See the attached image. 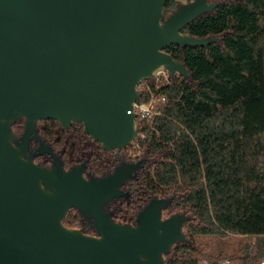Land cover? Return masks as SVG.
Segmentation results:
<instances>
[{
	"label": "water",
	"instance_id": "obj_1",
	"mask_svg": "<svg viewBox=\"0 0 264 264\" xmlns=\"http://www.w3.org/2000/svg\"><path fill=\"white\" fill-rule=\"evenodd\" d=\"M167 0H0V264H166L185 240L184 215L162 219L170 200H152L136 224L114 220L104 204L121 194L131 168L88 180L79 168L47 169L27 156L38 119L82 123L104 149L127 147L139 132V85L165 67L188 76L166 48L207 47L183 29L218 3ZM24 117L22 141L13 121ZM76 207L99 235L64 225Z\"/></svg>",
	"mask_w": 264,
	"mask_h": 264
},
{
	"label": "trees",
	"instance_id": "obj_2",
	"mask_svg": "<svg viewBox=\"0 0 264 264\" xmlns=\"http://www.w3.org/2000/svg\"><path fill=\"white\" fill-rule=\"evenodd\" d=\"M208 1L218 6L183 33L213 37L215 42L165 49L186 66L188 76L171 75V83L160 87L168 103L152 129L140 125L145 137L139 142V155L133 158L125 148L104 150L82 123L68 129L57 121L39 125L64 167L83 163L86 171L104 176L123 159L141 161L137 177L126 185L128 195L112 199L105 209L118 222L136 224L152 200H170L167 213L184 215L187 232L186 239L165 254L166 264H189L200 257L197 252L212 262L225 257L202 254L197 236L264 237V0ZM180 4L167 0L162 20ZM144 81L147 88L139 90V101L149 99L148 87L156 91L153 80ZM63 223L86 234L96 230L76 208ZM229 257L261 259L264 243L259 240L242 256Z\"/></svg>",
	"mask_w": 264,
	"mask_h": 264
},
{
	"label": "flooded vegetation",
	"instance_id": "obj_3",
	"mask_svg": "<svg viewBox=\"0 0 264 264\" xmlns=\"http://www.w3.org/2000/svg\"><path fill=\"white\" fill-rule=\"evenodd\" d=\"M53 121H57V120H45V119H38L36 122H35V125H36V129L35 130H32V132L30 133V138H29V142H28V147H29V149H28V152H27V156H30L32 159H33V161L36 163V164H38V165H40V166H42V167H44V168H47V169H51V168H53V165H54V162H57V163H59L61 166H62V164H61V159H60V157H59V155L56 153V151L54 150V148H53V146H52V144L50 143V142H47L45 139H44V137H43V135L41 134V132L39 131V125H41L42 123H55V122H53ZM58 122V121H57ZM16 123H22L21 125H22V127H18V126H16ZM59 123V122H58ZM73 123H78V122H73ZM72 123V124H73ZM60 124V123H59ZM71 124V125H72ZM61 125V124H60ZM70 125V126H71ZM20 126V125H19ZM62 127H64L63 125H61ZM69 126V127H70ZM68 127V128H69ZM84 127V126H83ZM64 128H66V127H64ZM68 128H66V129H68ZM12 129H13V138H12V140H13V142L16 144L17 142H21L22 141V138H23V135H24V133H25V131H26V119L24 118V117H22V118H19V119H17V120H15V121H13V124H12ZM85 131V130H84ZM86 133V132H85ZM87 134V133H86ZM90 136V135H89ZM93 139V138H92ZM94 140V139H93ZM100 143V142H99ZM101 144V143H100ZM102 145V144H101ZM131 146V144H129L127 147H124L125 148V150L128 152V148ZM102 147H103V145H102ZM103 149H104V147H103ZM104 150H106V149H104ZM106 151H113V150H106ZM131 157H136L137 155H139V151L137 150V153H128ZM141 161L140 160H132V159H128V160H121L120 162H119V164H118V166L114 169V171L113 172H109V173H107L106 175H104V176H97V175H94V174H92L91 172H89V171H86V168H85V166H84V164L83 163H81L79 166H75L76 168H79L81 171H82V173H83V175L88 179V180H90V179H93V178H96V179H102V178H106V177H108V176H111V175H113L118 169H126V168H131V170H130V174H129V176H128V178L124 181V183L122 184V186H121V194L120 195H118V196H116V197H113V198H111L110 200H108L105 204H104V209L108 206V203L112 200V199H115V198H117V197H120V196H122V195H125V194H127L128 195V193L126 192V185L128 184V182L131 180V179H133V178H135V177H137V174H138V171H139V169L141 168ZM65 170H70V169H72L71 167L69 168V167H64V166H62ZM75 167H73V168H75ZM73 208H76V207H73ZM73 208H71L70 210H72ZM76 209H78V208H76ZM69 210V211H70ZM106 210V209H105ZM69 211H68V213H69ZM81 211V210H80ZM107 212V211H106ZM68 213H67V215H68ZM81 213L84 215V217L86 218V222L88 223V224H90V225H95V223H94V221H93V219L91 218V217H89V216H87V215H85L84 214V212L83 211H81ZM162 213H166V214H168L167 213V211H166V207H164L163 208V212ZM66 215V216H67ZM65 216V217H66ZM111 216V215H110ZM169 216H174V214H169ZM112 217V216H111ZM184 222H185V220H184ZM184 222H183V226H184ZM87 228V227H86ZM86 228L85 229H83V230H86ZM95 228H96V230L94 229H92V230H89L88 229V231H89V235H94V236H97V235H99V232H98V229H97V227L95 226Z\"/></svg>",
	"mask_w": 264,
	"mask_h": 264
},
{
	"label": "built area",
	"instance_id": "obj_4",
	"mask_svg": "<svg viewBox=\"0 0 264 264\" xmlns=\"http://www.w3.org/2000/svg\"><path fill=\"white\" fill-rule=\"evenodd\" d=\"M181 3L190 2L192 0H179ZM170 72L165 67L158 68L153 73V81L155 83L156 91L152 90L151 87H148L150 97L146 101H135L133 104V113L135 117L136 126L139 128V132L131 144L136 143L137 149L139 148V142L145 137V132L141 130V126L146 124L150 129L153 128V122L156 117L160 116L163 112V109L168 103V97L164 93H160L159 89L162 85L171 83ZM144 81L139 85V90L142 86H145ZM135 147V148H136ZM189 264H264V257L258 260H240L232 259L229 256L222 257L216 262H212L206 256H200L196 260L192 261Z\"/></svg>",
	"mask_w": 264,
	"mask_h": 264
},
{
	"label": "rangeland",
	"instance_id": "obj_5",
	"mask_svg": "<svg viewBox=\"0 0 264 264\" xmlns=\"http://www.w3.org/2000/svg\"><path fill=\"white\" fill-rule=\"evenodd\" d=\"M186 3V2H184ZM177 75V74H176ZM145 84V81H144ZM147 88V83L142 86V89ZM136 143L131 144L128 148V153H137ZM169 214L162 213V219L166 220L171 218ZM182 231L186 234V228L182 225ZM261 240L264 243V237H257L255 235H228V236H197L195 237V243L198 250H202L203 253H213L215 255L222 254L224 256L237 255L242 256L248 248H253L257 245V242ZM203 256L200 252L196 253V256Z\"/></svg>",
	"mask_w": 264,
	"mask_h": 264
}]
</instances>
